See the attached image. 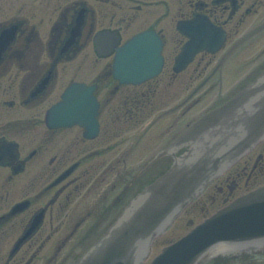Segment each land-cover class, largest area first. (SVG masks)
Instances as JSON below:
<instances>
[{"label":"flooded vegetation","instance_id":"flooded-vegetation-1","mask_svg":"<svg viewBox=\"0 0 264 264\" xmlns=\"http://www.w3.org/2000/svg\"><path fill=\"white\" fill-rule=\"evenodd\" d=\"M197 13L223 26L227 42L176 69L187 39L178 21ZM262 22L264 0H0V264H72L167 170L173 155L150 159L222 101L225 79L253 75L246 57L234 58L246 43L232 46ZM146 32L162 43V68L121 81L118 50ZM80 82L95 85L100 102L93 137L78 123L47 122ZM261 184L264 139L191 206L209 212ZM232 257L251 263L205 264H264V248Z\"/></svg>","mask_w":264,"mask_h":264},{"label":"water","instance_id":"water-1","mask_svg":"<svg viewBox=\"0 0 264 264\" xmlns=\"http://www.w3.org/2000/svg\"><path fill=\"white\" fill-rule=\"evenodd\" d=\"M182 29L190 40L178 63L189 61L199 49L217 50L225 39V32L206 17L184 22ZM133 43L129 45L133 49L142 45L139 42L134 47ZM141 48L144 53L133 52L132 57L119 60L116 73L120 76H131L125 68L139 60L141 63L138 68L127 69L140 78L124 80L139 81L153 72L152 56L158 50L148 46ZM156 59L159 66L162 61L159 54ZM97 110L93 88L74 84L65 92L63 101L49 111L48 117L50 123L78 122L96 129ZM262 138L264 70L151 159L149 165L167 155L174 157L171 166L139 191L73 264H142L154 239L173 223L186 205ZM229 248L237 251L264 248V186L214 213L166 246L150 264H199L211 251H229Z\"/></svg>","mask_w":264,"mask_h":264},{"label":"rangeland","instance_id":"rangeland-1","mask_svg":"<svg viewBox=\"0 0 264 264\" xmlns=\"http://www.w3.org/2000/svg\"><path fill=\"white\" fill-rule=\"evenodd\" d=\"M176 0H174V4H175ZM246 46L243 47L242 49V53L240 55V53H238L237 55L234 56V58H240L241 57V62L244 60L245 56L246 58H250L251 61V67L255 66L256 63H260L264 61V32L259 34L256 38L252 39L251 41H249L248 43L245 44ZM246 48V54L244 56V50ZM249 53V54H248ZM260 53V54H259ZM251 57H249V56ZM258 55V56H257ZM245 64V63H244ZM245 67V66H244ZM243 74V73H242ZM241 74V75H242ZM240 76V75H239ZM225 85L223 84V89L224 92L227 88L230 87V85L234 82L231 81L228 85V81L225 79ZM241 82V81H240ZM234 84V83H233ZM232 84V85H233ZM222 97H224V95H222ZM213 98V96L206 100L205 102V108L206 107H210L213 104H215V101H211V99ZM201 110H196V112L198 113ZM143 160H141L142 162ZM201 209V207H191L190 209H187L173 224L172 226L163 234H161L159 237H157L155 239V241L153 242L152 246H151V250H150V254L147 257L145 264H147L148 262L151 261V259L162 249V247L166 244H168L170 241L177 239L178 237H180L182 234H184L187 230H188V226L186 225V223L188 222V220L190 218H195V221H199L201 219L200 216H196L195 213H193V210L196 212V210Z\"/></svg>","mask_w":264,"mask_h":264},{"label":"bare ground","instance_id":"bare-ground-1","mask_svg":"<svg viewBox=\"0 0 264 264\" xmlns=\"http://www.w3.org/2000/svg\"><path fill=\"white\" fill-rule=\"evenodd\" d=\"M220 251H217V253H219Z\"/></svg>","mask_w":264,"mask_h":264}]
</instances>
